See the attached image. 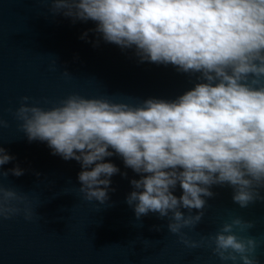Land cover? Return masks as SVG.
Returning a JSON list of instances; mask_svg holds the SVG:
<instances>
[{
  "label": "clouds",
  "instance_id": "obj_1",
  "mask_svg": "<svg viewBox=\"0 0 264 264\" xmlns=\"http://www.w3.org/2000/svg\"><path fill=\"white\" fill-rule=\"evenodd\" d=\"M51 9L73 23L94 22L89 31L132 50L140 63L199 74L192 89L171 101L72 94L45 108L20 98L13 116L22 132L80 164L85 199L108 201L111 177L120 170L105 158L117 155L140 176L130 180L133 191L125 198L136 220L149 213L166 218L168 231L187 248L205 242L182 230L201 221L214 187L231 188L240 208L264 202V0H51ZM13 159L0 147V166ZM9 172L23 174L17 166L0 175ZM21 213L32 218L27 198L0 187V217ZM252 227L235 217L208 237L221 264H259L260 242L234 231Z\"/></svg>",
  "mask_w": 264,
  "mask_h": 264
},
{
  "label": "water",
  "instance_id": "obj_2",
  "mask_svg": "<svg viewBox=\"0 0 264 264\" xmlns=\"http://www.w3.org/2000/svg\"><path fill=\"white\" fill-rule=\"evenodd\" d=\"M94 28L92 21L73 23L55 15L51 0H0V120L7 122L0 126V147L14 157L0 172L23 170L18 177L0 175V187L25 196L33 213L30 220L23 213L0 217V264H221L208 237L235 217L253 223L234 231L260 242L255 255L264 264V202L240 208L231 188L214 187L201 221L182 230L205 242L187 248L168 231L166 218L149 213L136 220L125 198L133 191L130 180L140 176L120 157L105 158L120 171L111 177L108 201L100 204L79 191L77 161L52 155L45 142L28 141L13 116L21 97L45 108L72 94L133 104L148 98L171 101L199 82L198 73L140 63L132 50L89 31ZM180 194L178 186L174 195Z\"/></svg>",
  "mask_w": 264,
  "mask_h": 264
}]
</instances>
